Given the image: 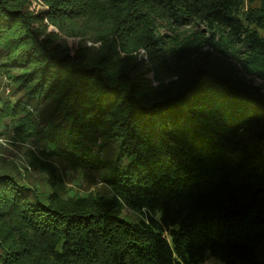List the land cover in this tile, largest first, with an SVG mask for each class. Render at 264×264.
<instances>
[{"label":"trees","instance_id":"1","mask_svg":"<svg viewBox=\"0 0 264 264\" xmlns=\"http://www.w3.org/2000/svg\"><path fill=\"white\" fill-rule=\"evenodd\" d=\"M255 79L264 0H0V128L48 188L0 174V264H264Z\"/></svg>","mask_w":264,"mask_h":264},{"label":"rangeland","instance_id":"2","mask_svg":"<svg viewBox=\"0 0 264 264\" xmlns=\"http://www.w3.org/2000/svg\"><path fill=\"white\" fill-rule=\"evenodd\" d=\"M257 4L258 0H254V5ZM32 8L37 9L39 6L33 4ZM205 35L208 34L205 33ZM253 82L255 85L264 87V82L261 80L255 79ZM0 92L3 93V96H8L9 88H5L4 85H1ZM16 137L17 136L12 134V131L6 132L0 128V174L10 173L15 175L28 187L47 191L46 175L41 170L33 168L28 162V153L32 152L38 154V150L41 148V142L24 141ZM54 160L59 167V171L64 176V188L67 195H99L105 198L112 196L110 187L101 180L98 173L75 169L62 157H57ZM122 217L128 222H136L139 215L125 207L122 211ZM200 264L221 263L213 257H208Z\"/></svg>","mask_w":264,"mask_h":264},{"label":"bare ground","instance_id":"3","mask_svg":"<svg viewBox=\"0 0 264 264\" xmlns=\"http://www.w3.org/2000/svg\"><path fill=\"white\" fill-rule=\"evenodd\" d=\"M129 209V208H128Z\"/></svg>","mask_w":264,"mask_h":264}]
</instances>
